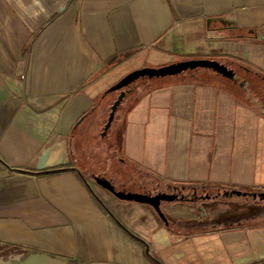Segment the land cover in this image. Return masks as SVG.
Instances as JSON below:
<instances>
[{
	"label": "crops",
	"instance_id": "0c3cea01",
	"mask_svg": "<svg viewBox=\"0 0 264 264\" xmlns=\"http://www.w3.org/2000/svg\"><path fill=\"white\" fill-rule=\"evenodd\" d=\"M260 33L264 0H0V264H264V201L213 196L264 190ZM196 57L245 85L203 67L141 79L102 135L109 86ZM103 168L210 205L166 204V224Z\"/></svg>",
	"mask_w": 264,
	"mask_h": 264
},
{
	"label": "water",
	"instance_id": "95a60500",
	"mask_svg": "<svg viewBox=\"0 0 264 264\" xmlns=\"http://www.w3.org/2000/svg\"><path fill=\"white\" fill-rule=\"evenodd\" d=\"M210 21H208V24ZM214 32L217 35L216 30H209L208 34L209 36H213ZM260 37L264 38V33H260ZM199 67L203 68H209L212 69L223 76L232 79L235 82H239L240 85H245V80H238V75L236 73V70L234 67L228 65L225 62H222L219 59L216 58H210V57H196V58H186V59H180L176 60L167 64L162 65H146L139 68H136L130 72H128L126 75H124L122 78H120L116 83L109 86L103 93L102 97L110 93L111 91H119V94L115 98V100L112 102L110 106V111L108 114L107 121L105 122L103 126L102 135L107 134L110 126L112 125V122L115 117L116 110L118 109L120 103L126 96V94L135 86L137 82H139L141 79L145 78H153V77H162V76H168V75H176L180 74L186 70H196ZM247 88V86H246ZM250 95L252 93L250 92ZM258 105L262 109V112L264 113V107L262 102L258 101ZM94 179L102 185L104 188L111 191L114 195L121 199L125 200H131L141 203H147L152 206V208L155 210L156 214L166 223L169 224L170 217L168 216L167 212L165 211L164 203H173V202H186L190 194L195 198H209L212 195L209 193H198V189L194 186L192 188V192H184V189H190L186 185H171L167 184V187L169 190H162L159 189L155 192L152 191H132V190H126V189H118L116 185L110 180L109 178L102 176L100 174H95ZM244 196L246 198H250L254 201H264V190L258 191V190H242L237 188H231V189H225L222 192H218L213 196Z\"/></svg>",
	"mask_w": 264,
	"mask_h": 264
},
{
	"label": "flooded vegetation",
	"instance_id": "af4514ba",
	"mask_svg": "<svg viewBox=\"0 0 264 264\" xmlns=\"http://www.w3.org/2000/svg\"><path fill=\"white\" fill-rule=\"evenodd\" d=\"M113 182V181H112ZM116 185V187L118 188V189H126V190H132V191H152V192H155V191H157V190H159V189H162V190H169L168 189V187H167V185H161L160 183H158V182H156V183H153V182H151V183H145V184H141V185H138V186H135V188H133V189H130L128 186H126V184H124V183H121V184H115ZM190 190L189 189H184V192H189ZM190 192H192V191H190ZM200 194H202V193H200ZM204 194V193H203ZM204 199L205 198H195L193 195H192V193L190 194V197H189V199L186 201V202H198L199 201V203H201V204H199L201 207H203V201H204ZM166 204H168V203H164V206L166 205ZM170 204V203H169Z\"/></svg>",
	"mask_w": 264,
	"mask_h": 264
},
{
	"label": "rangeland",
	"instance_id": "374dc122",
	"mask_svg": "<svg viewBox=\"0 0 264 264\" xmlns=\"http://www.w3.org/2000/svg\"><path fill=\"white\" fill-rule=\"evenodd\" d=\"M199 68H201V67H199ZM186 71H189V70H186ZM186 71H184V72H186ZM183 73V72H182ZM110 94L111 95H118L119 93H118V91L117 90H115V91H111L110 92ZM97 138V137H96ZM96 141H98L97 139H95L94 137L93 138H91V142H90V148H91V150H93V148L95 147V143H96ZM101 173H102V175L103 176H105V177H108V178H110V179H113V176H114V174L116 173V170H108L107 168H103V170L101 171ZM93 180V179H92ZM151 181L153 182V183H156L157 182V180H155V178L154 177H151ZM120 184V183H119ZM161 185H164V184H161ZM135 186H138V183H136L134 186H129L128 185V187L130 188V189H133V188H135ZM238 197H240V196H238ZM235 198V197H234ZM236 199V198H235ZM208 199H204V201H203V206L204 207H207V206H209L210 204L208 203V201H207ZM220 200H222V201H225V200H228V198H226V197H223V196H220ZM239 202H243V200L244 199H242V198H239V199H237ZM188 203H192V204H194L195 206H196V208L198 209V210H200L198 207L199 206H197V205H199V204H201V203H199V201L196 203V202H188ZM166 206V205H165ZM248 212H250V211H248ZM157 215V214H156ZM158 216V215H157ZM7 250H9L8 248H7ZM22 251V256H24L25 254H26V252H27V250H21Z\"/></svg>",
	"mask_w": 264,
	"mask_h": 264
}]
</instances>
